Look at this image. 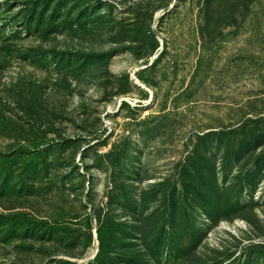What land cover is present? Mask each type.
Returning a JSON list of instances; mask_svg holds the SVG:
<instances>
[{
    "label": "rangeland",
    "instance_id": "1",
    "mask_svg": "<svg viewBox=\"0 0 264 264\" xmlns=\"http://www.w3.org/2000/svg\"><path fill=\"white\" fill-rule=\"evenodd\" d=\"M0 264H264V0H0Z\"/></svg>",
    "mask_w": 264,
    "mask_h": 264
},
{
    "label": "trees",
    "instance_id": "2",
    "mask_svg": "<svg viewBox=\"0 0 264 264\" xmlns=\"http://www.w3.org/2000/svg\"><path fill=\"white\" fill-rule=\"evenodd\" d=\"M97 255V254H96Z\"/></svg>",
    "mask_w": 264,
    "mask_h": 264
}]
</instances>
